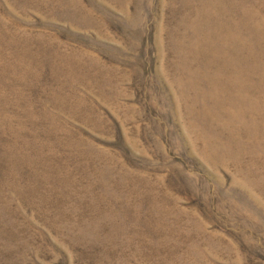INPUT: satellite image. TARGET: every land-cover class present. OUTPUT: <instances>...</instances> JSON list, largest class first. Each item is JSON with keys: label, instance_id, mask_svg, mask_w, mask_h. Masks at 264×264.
<instances>
[{"label": "rangeland", "instance_id": "374dc122", "mask_svg": "<svg viewBox=\"0 0 264 264\" xmlns=\"http://www.w3.org/2000/svg\"><path fill=\"white\" fill-rule=\"evenodd\" d=\"M0 264H264V0H0Z\"/></svg>", "mask_w": 264, "mask_h": 264}]
</instances>
